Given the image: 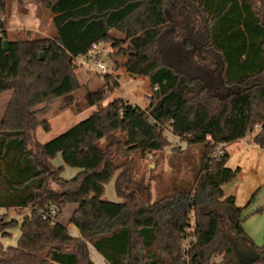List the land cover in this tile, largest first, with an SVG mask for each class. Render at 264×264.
<instances>
[{
	"label": "trees",
	"instance_id": "trees-1",
	"mask_svg": "<svg viewBox=\"0 0 264 264\" xmlns=\"http://www.w3.org/2000/svg\"><path fill=\"white\" fill-rule=\"evenodd\" d=\"M36 1L51 12L54 32L42 37L22 30L12 40L10 7L0 0V94L12 92L0 118V208L37 206L23 212L17 245L0 241V264H95L89 245L107 264H214L218 256L224 264H264V245L246 237L241 208L223 190L240 171L226 163V145L260 124L253 141L264 148V0H164L167 25L153 41L116 52L130 54L131 75L148 78L149 105L122 97L105 103L121 85L118 75L103 74L84 95L96 110L45 143L36 128L49 129L39 115L51 101L82 109L75 99L82 87L78 57H87L95 43L119 47L116 27L149 0ZM166 129L204 151L191 189L154 198L151 182L136 172L149 153L169 144ZM217 144L225 147L220 157L212 155ZM58 154L81 171L64 178L65 167L53 164ZM114 177L122 200L113 202L104 195ZM50 202L59 207L55 218L39 211ZM70 204L76 207L65 224L62 210ZM223 208L231 213L230 231ZM5 219L0 216V233L11 235L19 221ZM70 223L79 237L69 232ZM234 238L246 245L249 259Z\"/></svg>",
	"mask_w": 264,
	"mask_h": 264
},
{
	"label": "rangeland",
	"instance_id": "rangeland-1",
	"mask_svg": "<svg viewBox=\"0 0 264 264\" xmlns=\"http://www.w3.org/2000/svg\"><path fill=\"white\" fill-rule=\"evenodd\" d=\"M163 1H146L143 3L144 6L142 9L131 18L132 22H126L121 27L120 30H127L125 33L118 30L114 31V37L119 47L113 48L110 43H104L103 46L109 53L105 61L114 69L115 74H117L120 67H123L122 58L130 55L128 52L123 55L117 54L118 48H140L148 45L153 41L155 35L167 25V19H165L162 12ZM21 36L23 37L24 34H21ZM10 38L12 40L17 39L18 36L13 33ZM75 65L78 70L79 79L82 82V87L79 91L75 92V99L80 102L82 109L80 112H75L72 108L63 107L64 103H62L61 99L51 101L48 104L47 110L39 115V119L47 120L50 126L48 130H45L41 125L36 128V136L41 143L48 142V140L63 133L81 120L86 119L96 109L95 106L85 105L84 95L88 89L98 87L99 76L101 77V74L93 65L89 63L85 64L80 59L76 60ZM85 76L91 77L86 85L83 84L86 78ZM121 82L123 83L122 89L111 94L104 101L105 103H108L114 97H125L139 104L142 108L149 104L146 96L151 94L152 88L148 79H139L127 73L121 77ZM11 94V91L0 94V118L7 108V102ZM259 127L260 124L255 127L254 133H250L246 137L226 145L229 151L226 163L233 169L240 168V171L236 177L223 186L225 197L229 195L235 196V204L241 208L239 219L242 227L245 229L246 237L255 243L257 247L264 245V148L257 146L253 141V137L258 132ZM169 131L170 129L164 131L166 137L168 135L172 138L171 131ZM169 144L171 145L170 142ZM172 144L175 145L172 153L166 156L164 149L156 154V157L154 155H148L146 160L141 161V168L136 172L137 177L141 176L145 181L151 182L152 197L154 198L170 194L174 189H191L195 184V178L201 168L200 162L204 151L202 144L195 143L194 145L188 146L187 142H183L182 145H179L178 141ZM162 160L164 162L161 164ZM152 162H155V168L151 165ZM53 164L65 167L62 172L64 178H71L81 171L78 167H71L64 164L62 154H58L53 159ZM114 181L115 177L106 185L104 198L113 202L121 201L122 198L116 194ZM75 207L76 205L70 204L62 210L61 219L65 224L68 221L69 213ZM228 209L223 208L225 215L223 227L226 231H230V224L232 223L231 213ZM26 211V209L15 210L13 208H0V216L5 217V220L17 219L19 221L17 225L8 229L11 235L4 236L0 233V241L5 245H17L21 235L20 222L22 220V214ZM191 221H193V218ZM69 225L68 228L71 229ZM234 241L240 249L241 256L244 259H249L252 255L247 250L246 245L239 238H234Z\"/></svg>",
	"mask_w": 264,
	"mask_h": 264
},
{
	"label": "crops",
	"instance_id": "crops-1",
	"mask_svg": "<svg viewBox=\"0 0 264 264\" xmlns=\"http://www.w3.org/2000/svg\"><path fill=\"white\" fill-rule=\"evenodd\" d=\"M7 2H8V5L10 7V13L7 16L8 31L10 32V36L13 33L16 34L17 31L29 30V29L34 31V32H36L38 35H40L42 37H44L45 35L52 34L54 32V28H53V25H52L53 22H52L51 12L48 9L44 8L43 6H41V4L38 1H36V0H22V3H20V0H7ZM143 6H144V4L141 5V7L139 9H137L135 12H133L129 17H127L125 21L120 23L116 27V31L118 30L120 32L125 33L127 30L126 31H122V30H120L121 27H123L124 24H126V22H132L131 18L135 14H137L142 9ZM134 31H135V29H134ZM129 56L122 58L123 59V67H120L119 71L117 72L118 79H119V82H120V85H121L120 89H122V87H123V83L121 82V77L126 75L127 73L130 74L127 71V69L125 68V64H126L128 58H129ZM83 58H84L83 56L82 57H78V59H80V60H82ZM131 76H133V75H131ZM85 77L86 78H85V81L83 82V84L86 85L88 83V80H90L91 77H87V76H85ZM133 77H137V76H133ZM138 78L139 79H143L144 77L143 78L142 77H138ZM146 79H148V78H146ZM80 81H81V79H80ZM101 83H102V78L99 76L98 85H100ZM94 89L95 88H92L91 90H94ZM124 99L126 101H130V102L134 103V101H132L129 98L127 99V98L124 97ZM149 103H150V101H149ZM170 134H172V138L173 139L170 138L167 135V138H168L169 142L171 143V145L169 144V145H167L164 148L165 151H166V156H168L169 153H172L173 147L175 146V145L172 144L173 142L177 143V141H178L179 145H182L183 142H187L182 137H180L178 135L176 136L175 134H173V132H170ZM152 156H153V154H152ZM163 162L164 161L162 160L161 164ZM151 165L153 167L156 166L155 162H152ZM74 209H72L71 212ZM71 212L68 215L69 218H70ZM69 218H68V220H69ZM69 226L71 227V229L68 228L69 232L73 236L79 237L81 235L79 229L77 228V226L75 224L70 223ZM89 254H90V258L92 259V261L95 264H107L105 259H104V257L92 245H89Z\"/></svg>",
	"mask_w": 264,
	"mask_h": 264
},
{
	"label": "built area",
	"instance_id": "built-area-1",
	"mask_svg": "<svg viewBox=\"0 0 264 264\" xmlns=\"http://www.w3.org/2000/svg\"><path fill=\"white\" fill-rule=\"evenodd\" d=\"M104 43L100 42V43H95L93 48L89 51V55L87 57H84L83 63L87 64H91L95 67V69L101 74H106V73H116L114 72V69L112 67H110V65L105 61V58L108 57L109 53L105 50V47L103 46ZM117 75V74H116ZM217 149L214 151V153L212 154L213 156L216 157H220L221 155L224 154L225 152V147L223 146V144H217L216 145ZM149 156H152V153L148 154ZM37 208L36 205H29L28 207H26V210H31ZM39 211L47 217H57V213L59 211V207L55 202H50L48 205H46L43 208H40ZM193 221H194V217ZM191 218V219H192ZM193 221L191 222V224H193ZM186 230V232L188 234H190L191 232L194 231L192 225H187L184 228ZM192 240V237H190V235L188 237L185 238L184 240V244L185 246H187L188 248V243ZM213 263L214 264H224V260L222 256H218V257H214L213 258Z\"/></svg>",
	"mask_w": 264,
	"mask_h": 264
},
{
	"label": "water",
	"instance_id": "water-1",
	"mask_svg": "<svg viewBox=\"0 0 264 264\" xmlns=\"http://www.w3.org/2000/svg\"><path fill=\"white\" fill-rule=\"evenodd\" d=\"M4 47H5V49L8 48V42L7 41H5ZM139 252L142 253V246H139Z\"/></svg>",
	"mask_w": 264,
	"mask_h": 264
}]
</instances>
